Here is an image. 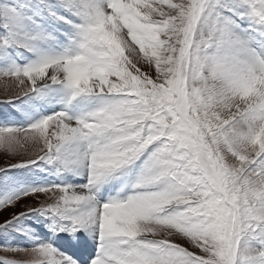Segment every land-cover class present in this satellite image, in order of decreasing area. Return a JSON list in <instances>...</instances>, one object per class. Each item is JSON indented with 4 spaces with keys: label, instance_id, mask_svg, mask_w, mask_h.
<instances>
[{
    "label": "snow or ice",
    "instance_id": "6c2138e0",
    "mask_svg": "<svg viewBox=\"0 0 264 264\" xmlns=\"http://www.w3.org/2000/svg\"><path fill=\"white\" fill-rule=\"evenodd\" d=\"M0 76V264H264V0H0Z\"/></svg>",
    "mask_w": 264,
    "mask_h": 264
},
{
    "label": "rangeland",
    "instance_id": "374dc122",
    "mask_svg": "<svg viewBox=\"0 0 264 264\" xmlns=\"http://www.w3.org/2000/svg\"><path fill=\"white\" fill-rule=\"evenodd\" d=\"M28 85H19L13 78H7L0 76V114L9 116L13 121L23 120L25 111L24 108L30 109V105L24 101L23 92ZM11 102V103H8ZM16 114V115H13ZM27 159V155L22 149L20 154L17 156H12L9 153H6L3 149H0V167H9L11 164L24 162ZM20 162V163H21ZM32 172L27 170L12 169L8 173L9 176L21 177V178H30ZM2 185H0V191H2ZM43 195V197H42ZM40 202H48L44 194H41L39 197ZM16 211L24 210V205H19L16 207ZM7 212L4 213V216H7ZM9 244H14L18 246H24L20 242V237H9ZM24 260L27 261L31 259L28 252L19 251H7L0 246V260Z\"/></svg>",
    "mask_w": 264,
    "mask_h": 264
},
{
    "label": "bare ground",
    "instance_id": "6f19581e",
    "mask_svg": "<svg viewBox=\"0 0 264 264\" xmlns=\"http://www.w3.org/2000/svg\"><path fill=\"white\" fill-rule=\"evenodd\" d=\"M42 197H43V195H42Z\"/></svg>",
    "mask_w": 264,
    "mask_h": 264
}]
</instances>
